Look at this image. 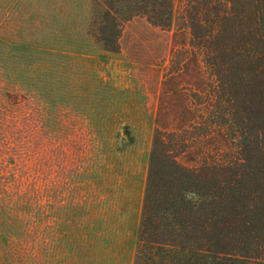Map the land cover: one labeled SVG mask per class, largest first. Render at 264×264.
<instances>
[{
	"label": "trees",
	"instance_id": "obj_1",
	"mask_svg": "<svg viewBox=\"0 0 264 264\" xmlns=\"http://www.w3.org/2000/svg\"><path fill=\"white\" fill-rule=\"evenodd\" d=\"M177 2L173 40L186 31L188 42L175 45L162 81L132 264H264V0H89L84 33L102 52L118 54L127 23L142 18L169 30ZM32 46L27 76L42 123L58 122L52 111L61 95L71 107L83 99L84 108H100L101 84L80 83L73 63L63 70L62 54L45 42ZM87 116L59 119L61 173L74 192L90 178L92 158L106 177L117 160L115 124ZM80 123L97 131L82 132ZM6 152L0 149V199L12 200L10 221L18 223L20 167ZM4 209L1 204L0 215ZM32 235L0 229V237L13 241L15 258L27 256L29 242L41 244ZM5 250L0 247L2 258Z\"/></svg>",
	"mask_w": 264,
	"mask_h": 264
},
{
	"label": "rangeland",
	"instance_id": "obj_2",
	"mask_svg": "<svg viewBox=\"0 0 264 264\" xmlns=\"http://www.w3.org/2000/svg\"><path fill=\"white\" fill-rule=\"evenodd\" d=\"M88 4L89 0H0V149L11 155L9 163L19 164L15 178L23 191L18 223L10 221L12 200L0 199L5 208L0 229L20 227L41 239L39 246L26 242L27 256L15 258L9 251L13 241L0 237V247L7 251L5 257L0 256V264L133 262L151 135L163 99L162 81L171 67L173 48L177 43L187 44L188 32L180 33L175 44L177 2L169 30L135 18L124 26L120 53H104L84 33ZM35 41L62 54L63 70L73 63L80 83L101 84L96 96L102 101L100 108H84L83 99L71 107L61 95L52 111L58 122L42 123L40 99L32 98L27 76ZM87 115L115 124L111 132L121 134L113 138L117 160L115 167L110 162L111 173L106 177L105 172L97 174L98 161L92 158L90 178L74 192L61 173L59 119L80 120ZM78 126L82 132L97 131ZM31 188L36 189L32 194ZM32 252L39 253V259L30 257Z\"/></svg>",
	"mask_w": 264,
	"mask_h": 264
}]
</instances>
